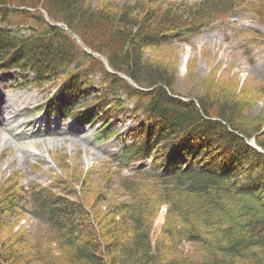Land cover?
Wrapping results in <instances>:
<instances>
[{"label":"trees","instance_id":"obj_1","mask_svg":"<svg viewBox=\"0 0 264 264\" xmlns=\"http://www.w3.org/2000/svg\"><path fill=\"white\" fill-rule=\"evenodd\" d=\"M99 1L93 8L87 0H0V68L29 69L37 84L47 76L62 78L57 96L63 89L74 96L86 93L99 76L106 88L94 96L95 104L108 105L106 114H118L125 97L134 101L133 113L145 119L137 143L124 157H149L157 148L164 167L124 178L121 193L114 194L107 183L103 190L109 191L111 205L104 212L96 200L88 206L64 177L56 180L57 192L55 186H0V226L19 210L28 211L57 234L59 251L55 258L50 247L35 246L30 255L21 245L23 234H1L0 264H264V154L248 145L254 137L264 152V113H244L250 101L229 88L221 92L209 85L196 98L177 93L175 69L144 56L147 48L188 42L233 10L234 1ZM57 23L101 55L114 74ZM77 175L73 171L71 181ZM136 177L163 191L146 196L133 184ZM100 195L105 198L104 191ZM120 195L126 200H118ZM157 199L168 205V218L153 242ZM182 241L199 246L198 259H165L167 249Z\"/></svg>","mask_w":264,"mask_h":264},{"label":"rangeland","instance_id":"obj_2","mask_svg":"<svg viewBox=\"0 0 264 264\" xmlns=\"http://www.w3.org/2000/svg\"><path fill=\"white\" fill-rule=\"evenodd\" d=\"M87 1L93 8L100 4L99 0ZM121 1L142 3L145 0ZM246 1L250 2L242 3L243 7L251 10L246 5L254 3V0ZM256 4L258 7L264 6L259 0H256ZM24 32L28 33V30L25 29ZM144 56L146 60L159 63L166 70L175 69L174 90L177 93L196 98L204 93L205 87L210 90L209 85L222 88L221 92L229 88L236 94L245 93L241 97L250 101L244 113L253 117L264 113V94L261 93H264V19H257L254 14L240 12L228 22L213 25L188 42L176 41L147 48ZM30 77V74L22 75L16 71L0 75V109L13 112L10 115L0 113L3 126L0 130V186L3 188L18 184L25 189L35 185L55 186L60 174V178L64 177L68 184L76 185L79 196L85 197L88 206L93 205L96 200L98 209L104 212L111 205V196L109 191L106 193L103 190L104 186L110 182L108 188H112L114 194L121 193L122 189L118 186L124 178L132 175L137 168L147 169L151 164L150 160L141 161L121 172L113 164L106 162L111 155H119L122 147L131 142L134 132L143 124L142 118L131 114L133 103H130L118 117L109 122V131L116 132V136L100 141L97 130L102 127V122L98 119L92 120L91 125L76 124L71 120L60 121L46 109L32 110L42 103L48 104L51 96H47V92L39 93L29 88L15 87L17 83L29 81ZM98 77L89 89L94 93L103 87L97 84ZM62 99L68 100L69 96L63 95ZM24 107L28 108L23 109ZM14 113L17 116L13 120ZM4 120L10 123H5ZM35 130L37 133L33 135ZM263 133L264 129L261 134ZM73 171L79 176L76 179L73 177L71 181ZM86 175L92 178L85 180ZM140 179L141 177H136L133 184L144 191L146 196L163 191L153 181ZM80 181L83 182L82 185ZM55 187L53 189L57 192L60 188ZM101 191L105 193L104 199L100 195ZM118 200L124 201L126 196L120 195ZM157 201L160 204L151 221L153 242L159 240L168 218V205L159 199ZM29 213L19 210L18 215L6 218V226H0V235H4V238H16L23 234L21 245L26 248L25 253H34L31 249L36 248L35 246L50 247L55 258H58L57 234ZM198 247L187 241L178 242L175 248L177 252L174 248L167 249L164 257L180 260L184 258L193 263L200 256Z\"/></svg>","mask_w":264,"mask_h":264},{"label":"bare ground","instance_id":"obj_3","mask_svg":"<svg viewBox=\"0 0 264 264\" xmlns=\"http://www.w3.org/2000/svg\"><path fill=\"white\" fill-rule=\"evenodd\" d=\"M2 104H4V102H3ZM0 106H1V104H0ZM0 113L10 115V114H12L13 112L8 111V110H6L5 108H3V109L1 108V109H0ZM13 115H14V116H13V120H14V119H16L17 114L14 113ZM2 120H3V117H2ZM5 120H6V117H5ZM5 120H4V122L6 123L7 121H5ZM35 133H37V130L34 131L33 135H34Z\"/></svg>","mask_w":264,"mask_h":264}]
</instances>
